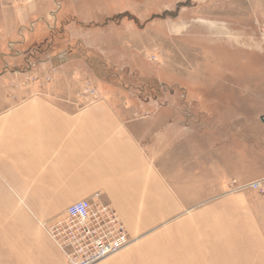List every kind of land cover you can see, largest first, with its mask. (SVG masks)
Masks as SVG:
<instances>
[{
  "label": "rangeland",
  "instance_id": "rangeland-1",
  "mask_svg": "<svg viewBox=\"0 0 264 264\" xmlns=\"http://www.w3.org/2000/svg\"><path fill=\"white\" fill-rule=\"evenodd\" d=\"M5 69L123 117L169 103L202 134L205 165L167 174L189 203L134 239L118 217L127 241L103 264H264V0H0Z\"/></svg>",
  "mask_w": 264,
  "mask_h": 264
},
{
  "label": "crops",
  "instance_id": "crops-1",
  "mask_svg": "<svg viewBox=\"0 0 264 264\" xmlns=\"http://www.w3.org/2000/svg\"><path fill=\"white\" fill-rule=\"evenodd\" d=\"M25 73L0 71V264H67L46 226L83 198L110 205L131 239L189 203L167 174L205 165L204 144L174 106L123 102V117L108 100L48 99Z\"/></svg>",
  "mask_w": 264,
  "mask_h": 264
},
{
  "label": "built area",
  "instance_id": "built-area-1",
  "mask_svg": "<svg viewBox=\"0 0 264 264\" xmlns=\"http://www.w3.org/2000/svg\"><path fill=\"white\" fill-rule=\"evenodd\" d=\"M261 188L259 181L251 182ZM119 216L109 205L94 206L89 198L68 205L65 218L46 226L70 264H95L122 248L127 239Z\"/></svg>",
  "mask_w": 264,
  "mask_h": 264
}]
</instances>
